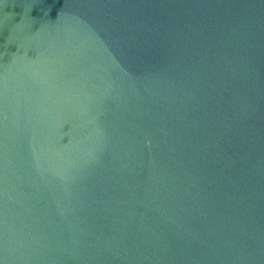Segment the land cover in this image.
I'll use <instances>...</instances> for the list:
<instances>
[{
    "label": "water",
    "instance_id": "obj_1",
    "mask_svg": "<svg viewBox=\"0 0 264 264\" xmlns=\"http://www.w3.org/2000/svg\"><path fill=\"white\" fill-rule=\"evenodd\" d=\"M0 264H264V0H0Z\"/></svg>",
    "mask_w": 264,
    "mask_h": 264
}]
</instances>
